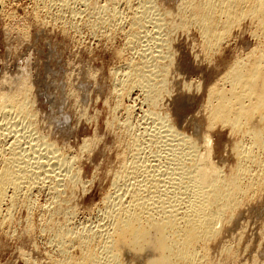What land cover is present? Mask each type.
<instances>
[{
	"label": "rangeland",
	"instance_id": "374dc122",
	"mask_svg": "<svg viewBox=\"0 0 264 264\" xmlns=\"http://www.w3.org/2000/svg\"><path fill=\"white\" fill-rule=\"evenodd\" d=\"M148 1L71 0L69 6L60 9V0H4L0 6V95L11 91L18 93V88L23 91V87L30 86L27 91L31 93L29 96L27 92L26 98L32 107L31 114L34 113L33 118H36L32 128L36 127L38 134L33 132L55 143L59 152L71 162L68 172L71 174L75 169L73 174L77 173L76 184L70 180L75 186L72 182L71 185L70 182L63 183L61 193L57 195L52 191L54 184L50 181L40 182L34 189L32 185L26 187L28 190L23 188L25 196H22V190L17 196L21 198L14 203L17 207H10L14 209L8 210L9 219L0 230V264H69V257H78L80 253L74 245L69 250L71 253L61 251L54 232L60 223L67 225H64L65 230L69 226L75 232H81L89 226L95 227L105 218L107 207L111 205L107 195L119 189V186L115 187V178L129 156L128 127L131 124L136 127V130L132 127L133 132L143 131L149 123L152 129L155 128L152 119L145 116L148 105L144 92L136 87L132 94H124L123 98L118 90L119 81L127 71L126 59L129 61L133 56L134 60H139L137 49L143 47V42L129 46L128 42L131 43L127 39L134 30L141 31V27L130 25L139 10L147 12L148 22L159 13L170 14L161 16L167 17L164 32L169 34V40L172 38L169 44L176 64L169 69L167 88L168 92L172 90L169 95L165 94V102L159 101L157 110L163 112V116L168 115V122L177 130L195 137L202 153H207L203 135L208 134L215 165L227 174L234 170L238 160L232 149L236 136L232 135L229 125L220 121L210 126L208 111L203 108L206 109L209 85L218 81L232 61L243 57L241 54L250 53L255 46L264 49V30L250 20L251 17L242 18L237 23H241L240 26H233L230 34L211 52L205 47L199 27L191 20H187L193 23L190 26L184 24L187 21L180 6H184L186 0H150L151 4ZM112 10L118 13L115 17ZM148 12L153 17H149ZM179 14L184 17L177 16ZM168 16L170 20L174 19L170 22ZM99 17L103 19L99 20ZM113 17L115 20L111 19ZM173 20H177L176 24ZM148 22L145 24L152 26ZM178 22L176 27L181 29L174 27ZM170 26L176 29L172 30ZM256 29L259 31L253 34ZM119 98H123L122 105ZM128 109H132V114L129 111L128 115ZM126 120H129L128 124ZM6 141L2 138L0 143L8 146ZM144 144L143 153L152 157L151 150H155V146ZM260 187L247 203L243 202L236 209L234 220L228 219L220 225L221 234L209 242L212 264H264V184ZM125 188L123 184L122 190ZM140 257L129 252L123 253L121 260L124 264H145L146 253L144 258Z\"/></svg>",
	"mask_w": 264,
	"mask_h": 264
},
{
	"label": "bare ground",
	"instance_id": "6f19581e",
	"mask_svg": "<svg viewBox=\"0 0 264 264\" xmlns=\"http://www.w3.org/2000/svg\"><path fill=\"white\" fill-rule=\"evenodd\" d=\"M70 1L60 0V9L69 6ZM3 2L4 0H0V6ZM180 7L178 8L184 13L186 21L191 20L199 27L207 51L213 52L242 18L245 20L246 17H251L250 20L264 30V0H186L185 5ZM143 8L146 9L145 6ZM149 8L147 7L148 10L151 9ZM112 11L114 13V10ZM145 12H135L134 21L130 24L138 29L141 27V31L134 30L132 34L130 32L132 36L127 39L131 44L128 42V45H139L143 42V47L137 49L139 60H134L133 56L129 61L126 59L127 71L119 81L118 90L122 97L124 94H132L134 89L139 87L146 95L148 103L146 119H152L156 125L152 129L153 126L149 123L144 126L143 131L138 129L135 132L132 130V124L128 127L129 156L124 161L122 171L120 170L115 178V187L119 186V189L107 195L111 205L107 207L109 210L105 213V218L103 217L95 227L89 226L90 228L87 227L84 231L79 230L81 232H75L69 226L65 230L66 224L59 222L61 225L59 224L54 235L56 234L61 251L68 253L74 245L80 253L78 257L67 258L69 264H124L121 255L129 252L135 257L146 253L145 264H212L208 244L219 235L220 225L228 219L234 220L236 209L243 205V202L247 203L264 184V49L259 45L245 56L241 54L243 57L237 58L236 55L237 59L231 60V64L225 72L223 71L224 74L218 77V81L209 85L207 90V105L203 111H208L210 126L213 127L220 121L229 125L230 131H233L232 135L234 133L236 136V140L233 138L235 142L232 149L238 160L234 170L227 174L215 165L211 158L212 141L207 132V135L202 134L205 136L203 143L206 144L207 153H202L198 141L193 139L195 137L177 130L175 125L168 122V115L163 116V112L157 110L159 101L162 102L165 94L169 95L172 90L169 88L168 92L167 83L170 68L172 66L173 69L176 63L169 44L172 38L169 40V34L164 32L167 17L161 16L169 13L164 11L165 13L153 17L148 12L149 17H153L149 20L150 24L152 23L149 27L145 24L148 22ZM115 14L118 13H114V17ZM114 17L111 19L115 20ZM101 19L99 17V20ZM254 22L251 21L253 24ZM187 23L188 21L184 24ZM178 25L179 22L174 27ZM174 27L170 30L178 28ZM254 30L253 34L259 31ZM29 87H23L22 92L18 88V93L11 91L12 93L3 92L0 95V142L3 138L8 144L4 146V142L0 143V230L9 219L8 210L17 207L14 203L21 198L17 196L21 195L19 193L22 190V193H26L24 189L27 186L31 188L32 185L34 189L40 182L50 181V184H54L51 186L52 191L57 195L61 193L63 183L70 182L71 185L70 180L75 182L77 175L76 172V175L73 174L75 169L71 172L73 176L68 172L71 162L63 152H59L56 144L46 141L43 139L45 136L42 135V138L37 135L38 132L34 129L36 127L32 128L36 118H33L34 113L31 114L32 107L30 108L26 96L31 93L27 91ZM123 98H119V104ZM131 110L128 109V115ZM128 121L126 120L127 124ZM134 128L136 130V127ZM126 129L125 133L128 134ZM146 142L155 146V150H151L153 158H148L142 151ZM121 182H124V188L126 186L124 190ZM26 199L28 201V198ZM60 200L63 202V199ZM12 205L15 207L10 208ZM54 209L52 208L53 211ZM142 256L140 258H144Z\"/></svg>",
	"mask_w": 264,
	"mask_h": 264
}]
</instances>
